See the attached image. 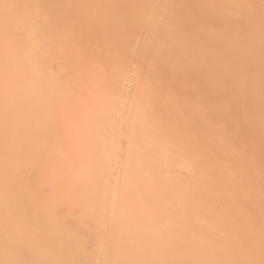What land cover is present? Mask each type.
<instances>
[{"label":"rangeland","instance_id":"1","mask_svg":"<svg viewBox=\"0 0 264 264\" xmlns=\"http://www.w3.org/2000/svg\"><path fill=\"white\" fill-rule=\"evenodd\" d=\"M100 3L102 7H100ZM261 5L262 7H260ZM263 6L264 0H13L11 3V14L14 19V39H18V41L15 39V44L21 46L13 51L15 66L11 68L10 66H3L1 69L3 71L5 68V70L8 69L5 72L9 73V75L11 74L9 77H13L19 72H24L22 75L19 73L22 76H20V81H25L26 83L27 81L31 83L34 79H37L36 76L38 74H34L37 72H34L37 67L43 74L50 69H63L65 76L59 77L64 81L61 84L66 83V86L69 87L67 89L76 93V98L82 99L87 103V112H92L89 114L97 115L99 113L95 112L98 109L101 111L102 105H108V103L101 104L100 108L96 105L98 103L95 100L93 101V94L88 91L92 87L102 92L103 96L119 100L117 101L119 107L115 110L119 109L120 114L116 111L110 112V103L108 110L105 109V106L103 108L106 112H110L108 113V119H110L108 121L112 123L114 120L112 128H121V122H126L127 116H125L126 113L122 109H124L125 103L129 100L136 99L138 106H140L142 112L144 111V115L139 113L141 110L139 112L136 111L135 114L133 112L137 121L133 125L130 124V126H133L131 135L137 137L138 133H142V130H146V127L149 128L153 124L154 127L153 125L150 127L157 129L159 134L154 133L152 136L157 135L159 140L157 143L160 148L163 147L162 149L159 148L158 151H168L175 157L180 155L177 157L178 159L188 158L189 160H194L192 163L196 162L197 166L194 164L195 168H192L194 177L192 176L191 178L196 180V184L200 181L198 183L199 186L195 188L201 187L200 190L207 193L211 192L212 185L216 187L212 191L218 189L217 201L219 204L218 202L217 204L218 207L220 206L219 209L223 215L221 223L223 227L222 235L225 233L224 236L226 238L229 230L230 241L228 242L227 238L225 241L224 236L221 239L224 238L225 242L223 240L219 241L217 245L214 244V241V243L207 241V246L204 245V249L213 248L214 246L216 247L214 249H218L216 251H218L217 255L220 257L218 258L216 255V262H213H218L217 264H264V180H261L264 179V131H262L264 130V49H262L264 44L259 45L260 48L258 47L257 49L254 46V44L256 45L257 43L258 45L263 40H261L263 36L261 33L264 28ZM244 11L247 15L249 14L248 18H246L247 15L244 14ZM248 19L252 21L249 22L250 20ZM126 25L131 27H126ZM37 26L38 28H36ZM2 27H5V25L3 24ZM258 28L259 34L262 36L260 35V37L257 36L258 38H256L251 33L258 30ZM50 35L54 38L56 37V42H53L56 44L49 42L48 36ZM26 38H28L29 42H32H28V44L25 42ZM248 49L250 52L252 50L259 54L251 52L249 58L245 59L244 56L249 51ZM261 49L263 51L260 54V51L257 50ZM33 55L37 59L35 62L37 66L34 69L23 62ZM247 64L250 66H247ZM106 67L109 68L107 69ZM30 68L31 72L29 71ZM39 71L38 73H40ZM240 73L245 74L241 77L238 76ZM20 77L18 76L17 80ZM74 81L77 82L75 83ZM18 85L13 89L12 93L14 95L10 93V98L8 96V99H0L2 100L1 103L7 104L4 110L0 112V148L3 147L2 145L9 143L12 137L18 136V130L22 129L20 123H17L19 120H16V124L14 123L13 125L15 127H9V129L12 128L8 133L10 135H6V129H8L7 121L10 114L8 112L10 110L12 112L13 107L18 105L16 107L18 110L16 111L18 112L21 109V112H19L20 116H22V108L27 109H24L25 112L23 111V114L26 116L24 115L25 117H23L24 119H30V121L26 119L27 135L30 134L29 136H36L39 132L32 126L35 125L33 123L36 118L40 117L41 121L44 119V116L41 115L42 107L39 105L42 104L43 97L41 94H36L33 88L28 91L30 94L33 92L31 96H34L32 98L29 96L31 100L28 104L19 102V104L14 106L16 100H21V88L24 87L26 89L25 84ZM54 89L53 94H56L59 89ZM77 89L80 93L76 92L78 91ZM50 95L51 93L47 94V96ZM4 103L1 105L4 106ZM29 104H32V106ZM25 105L27 107H24ZM145 108H151L150 112L152 114L145 115ZM4 112L5 115L3 114ZM116 113L120 116L118 121L116 120L117 123H115V119L111 121L112 117L117 116ZM101 115L99 114L98 116L101 117V120L106 119H102L103 116ZM152 115L156 117L150 118ZM144 117H149L150 119L146 118L145 120ZM55 118L57 119V117ZM142 120L147 124L145 125ZM150 120H154L152 121L153 123H150ZM59 121L55 122L57 127L63 123L62 119ZM78 121L80 120L78 119ZM148 136L146 135V138ZM39 137L37 135L36 140ZM48 143L42 138L37 143V146H46L45 149L49 147V151L53 149L50 153L60 151L54 147L50 149ZM132 151L130 154L136 153V151ZM24 153L28 158H33L36 155L35 164L29 166V173L31 172L30 177L32 179H30L29 183H31L28 187L39 186L38 179L43 178L42 176L45 177L46 172H48L44 163L49 153L40 152L39 150L36 151V154L34 150H26ZM90 154L94 155L96 152ZM255 155L257 156L256 158H254ZM261 155L263 156L261 157ZM50 156L52 157L53 155ZM156 165L153 164L149 169ZM14 170L12 169L11 172H14ZM177 170H170L167 176L186 177L184 176L186 175L185 170ZM210 170H213V173ZM227 172L228 174L232 173V176L230 175L232 183L229 180L220 182L216 176L219 174L225 176ZM32 173L34 174L32 175ZM208 173H210L209 176ZM211 175H214L215 180ZM56 176L57 173H54L51 178ZM71 176L66 177L65 180L75 183L77 177ZM209 178H211L210 182L212 183L208 181L210 180ZM203 184L204 186L207 184L212 185H207V187L200 186ZM235 184H239L238 187ZM234 187L238 188L239 192ZM247 191H250L251 194L250 192L247 194ZM75 194L76 196L79 195ZM76 196L73 200L71 198V201L67 204L62 205L60 207L61 211L66 210L68 206L77 205L79 199H76ZM249 196L252 197L247 198ZM55 198L64 197L61 194H56ZM211 199L212 197L210 198L209 196V198L204 200L207 202L211 201ZM247 204L250 205L249 211H244L243 209H248L249 205ZM234 208L238 210H234ZM254 208L256 209L254 210ZM236 211L238 212L236 213ZM246 211L250 214L246 213ZM239 213L242 214L239 215ZM250 222L255 224H253L254 232H250L249 235L246 229L249 228ZM237 230H239V234L237 233L234 236ZM238 235L241 236L239 237ZM257 235L258 238L256 237ZM248 236L250 237L248 238ZM233 240L235 241L233 242Z\"/></svg>","mask_w":264,"mask_h":264},{"label":"bare ground","instance_id":"2","mask_svg":"<svg viewBox=\"0 0 264 264\" xmlns=\"http://www.w3.org/2000/svg\"><path fill=\"white\" fill-rule=\"evenodd\" d=\"M12 2L13 0H0V99H6L9 95H11L10 93L13 92V89H15L17 84H25L26 89L22 87L21 89L24 90L23 92L20 89L21 100H16L14 102V106L16 104H19V102H22V104H28L33 96H31L33 92L30 94L28 91L32 88L35 90L36 94H41L43 100L42 104L39 105H41L42 107L41 115L44 116L45 121L44 119L41 121L39 119L40 117H37L38 119L35 117L36 123L34 122L33 124L35 125L32 126L34 129H37V131H39L37 134L38 136H40L39 138H44L49 142L48 144L50 145V149L51 147H54L59 149L60 151L56 153H50V151L53 149L49 151V147L45 149L46 146H37V143H39V141L41 140H38L39 138L37 139L38 141L36 140L37 135H27L28 127L26 125V119L29 118L24 119L26 115L23 114L25 110H27L26 108L21 107L24 111H22V116H20L19 113L21 112L20 107V111H16L18 110L16 108L18 105L13 107L12 112L10 109V111L8 110V113L10 114L8 116L9 120L7 121L8 129H6V135H10L8 133L12 128L9 129V127H15L13 125L14 123L16 124V120H21L17 123H20L22 129H17L18 133H16L18 136L12 137L9 143H7L6 145H2L3 147L0 148V264L214 263L213 261H215L216 257H220L219 255H217L218 251L216 250L218 249H214L215 246L213 248L204 249V245L207 246V241H214L215 243H213L217 245L219 241L223 240V242H225L226 238L228 242L230 241V237L228 234L229 230L228 233L226 230V238L224 236L225 233L222 235L223 227L221 223L223 215L220 212V206L218 207V189L216 191H212L215 186L213 187L212 184V186L209 185L210 183H212L210 182L211 178H209L210 180H208L210 183L206 180V182L209 183L207 185L212 187L210 193H207L206 191L203 192V190H200L201 187L195 188L199 186L198 183L200 182L197 181V185L195 182L196 180H193V178H191L194 175V170L192 168L194 167V164L196 162L192 163V161L194 160H189L188 158L178 159L177 157H179L180 155L177 154L178 156L175 157L172 153L165 150L163 152L158 151V149L160 148V145H158L157 143V141L159 142L157 138L158 136H152V134L158 133V130L151 128V125L153 124L150 125L151 127L148 125L149 128L146 127V130H142V133H138L137 137L131 135V129H133V126H130V124L133 125V123L137 121L135 120V115H133V112L135 114L136 111L139 112L141 110L140 106H138V103L136 102V99L133 98V100H129L127 103H125V107H123L124 109L121 108L122 111L126 113V122H121V128H112V124H114L113 119H115V123H117L116 120L118 121V118L120 116H118V114L116 113L117 116L115 115L114 118L112 117L111 121H113L112 123H110L108 121L110 120L108 119V113L116 111L120 114V112L118 111L119 109L115 110L119 107L117 102L119 100H114L113 97L103 96L102 92L97 91L93 87L91 89L88 88V91H91L94 96L93 101L95 100V102L98 103L96 105H98L99 108L101 104L108 103L109 105L110 103V112H106L103 109L105 106V109L108 110L109 106L107 104L102 105L103 107L100 108L102 109L101 111H99L98 109V111L95 112L102 114V119H106L101 120V117H98L99 114H89L92 112H87V103L82 99L76 98V93L73 92V90L70 91L69 89H67L68 86H66V83L61 84L64 81H62L59 77L65 76V74L63 73V69L56 68L59 72H57L56 69H50L47 73L43 74L39 71V69H37L38 67L35 68L37 66V64L35 63L37 60L35 55L23 61L27 66L30 65L31 67H33V69L35 68L34 72L37 71L36 73H34L36 75L38 74V76H36L37 79H34L35 82H33L34 80L31 83L30 81H27V83L25 81H20L22 77L21 75L24 72H19L21 75L17 73V75L15 74L13 77H9L11 74L9 75V73L5 72L8 69L5 70V68L4 71L3 69H1L3 66H10V68L12 66H15L13 51L15 50V48L21 46L15 44L16 38L14 39L15 35L13 33L14 19L11 14ZM101 3L100 7H102ZM260 7H262V5ZM252 8L254 9L255 7H253L252 5ZM244 14L247 15L245 11ZM251 16L253 17V15ZM248 17L249 14L246 18ZM254 18L256 19V17ZM251 21L252 20H250L249 22ZM3 24L5 25V27H2ZM126 27L131 26L126 25ZM253 27L255 28V26ZM36 28H38V26ZM254 28L252 29L254 30ZM259 28L258 30H255L251 33L252 35H255L256 38H258L257 36L260 37V35L263 34V36L261 35L263 37H261V40L263 39V42L259 40L261 42L258 41V45L256 43L257 46L254 44L256 49L258 47L260 48L259 45L264 44V28L262 29L261 34H259ZM28 38L25 39V42L27 43L29 42ZM55 38L52 37V35L48 36V39H50L49 42L52 43L56 42ZM16 40L18 41V39ZM262 49L257 51H260L261 54V51H263ZM251 52L253 51L251 50ZM251 52L249 50L245 54V59L249 58ZM254 53L258 52L254 51L253 54ZM223 60L225 59L223 58ZM248 65L249 64H247V66ZM29 71L31 72V68ZM38 71L40 73H38ZM118 74L117 76H119ZM240 74L238 76L242 77L245 73L241 75ZM18 76H21L19 80H17ZM238 78L240 79V77ZM74 82L76 83L77 81ZM78 83L80 85L79 81ZM54 88L59 89L56 94H53V91H55ZM81 89H83V87H81ZM46 91L48 93H51V95L47 96L48 93ZM76 92L80 93L79 90ZM134 94L135 92L133 93V96ZM29 96H31V98ZM8 98H10V96ZM1 101L2 100H0V112L3 111L4 107L7 105L2 102L4 103V106H2ZM29 105L32 106V104ZM24 107L27 106L25 105ZM150 110L151 108H145V115H150ZM5 112L3 113L4 115ZM143 112L141 110V112L139 113L143 114ZM105 114L106 116H104ZM153 116L155 115L150 116V118L153 119ZM55 117H57V119ZM96 117L98 118L96 119ZM146 118L150 119L149 117ZM58 119H62L63 123L61 125H58L57 127L55 125V122H60ZM78 119L80 121H78ZM142 121L144 122V120ZM152 121L154 120H150V123H153ZM147 122L149 121L147 120ZM146 124L147 123H145V125ZM25 125L27 128L25 127ZM146 135L149 136L146 138ZM160 142L162 143L161 140ZM26 150H34L35 154L38 150L40 152L45 151L47 154L49 153L48 156H46L44 163L45 168L48 170V172H46V178L42 176L44 178L43 179L39 176V178H41L38 179L39 186L33 188L28 187V185L31 183H29V181H31L30 179H32L30 177L31 172L29 173V166L35 164L36 155L33 158H28V156L24 155V152H26ZM132 150L136 151V153H131V155L130 152ZM92 152H96V154L91 155L90 153ZM50 155L53 156L51 157ZM262 156L263 155H261V157ZM256 157L257 156L255 155L254 158ZM153 164L157 165L153 167L154 169H149ZM195 165L197 166V164ZM200 165L202 164L200 163ZM203 165L206 166V164L204 163ZM10 167L12 169H15L14 172H11L12 169ZM204 167L203 169H205ZM174 169H181V171L182 169L185 170L187 173L184 171L186 175H183L186 177L180 178L179 176H167V173H170L169 171H173ZM211 172L213 173V170ZM54 173H57V176L51 178ZM33 174L34 173H32V175ZM209 175L210 173H208V176ZM221 175L222 174L216 176L220 182H223L225 180H229V182H231L230 175L232 176V173L228 174L227 172L225 176ZM69 176H75L74 178L77 177V181H75V183H72L70 181V183L68 180H65L66 177ZM213 176L211 175V177ZM213 179L212 181L215 180ZM259 183L257 184L259 185ZM207 185L205 186L207 187ZM238 185L236 186L238 187ZM200 186L205 187L204 184ZM234 189L238 190V188L235 187ZM249 192L250 191H247V194ZM75 193L79 195L76 196ZM54 194H61L64 198L56 199ZM75 196L76 199H79L77 205L68 206L66 210L61 211L60 207L71 201V198L73 200ZM209 196L210 198L212 197L211 201L205 202L204 199L209 198ZM239 197L238 199H240ZM250 197L252 196H249L247 198ZM241 198L243 197L241 196ZM249 207L250 205L248 206V209L245 208L243 210L249 211ZM235 208L234 210H238ZM255 209L256 208H254V210ZM243 210L241 209V211ZM248 211H246V213ZM237 212L238 211H236V213ZM241 214L239 213V215ZM253 224L255 223L250 222L249 228L246 229L247 232H249V235L250 232H254ZM238 231L239 230H237L234 236H236ZM223 236L225 238V241L224 238L221 239ZM249 237L250 236H248V238ZM256 237L258 238V235ZM236 238L238 239V237ZM234 241L235 240H233V242ZM230 244L232 243L230 242Z\"/></svg>","mask_w":264,"mask_h":264}]
</instances>
